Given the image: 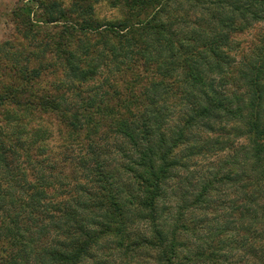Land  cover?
Here are the masks:
<instances>
[{
    "label": "trees",
    "instance_id": "trees-1",
    "mask_svg": "<svg viewBox=\"0 0 264 264\" xmlns=\"http://www.w3.org/2000/svg\"><path fill=\"white\" fill-rule=\"evenodd\" d=\"M77 1L0 44V264H264V0Z\"/></svg>",
    "mask_w": 264,
    "mask_h": 264
},
{
    "label": "rangeland",
    "instance_id": "rangeland-1",
    "mask_svg": "<svg viewBox=\"0 0 264 264\" xmlns=\"http://www.w3.org/2000/svg\"><path fill=\"white\" fill-rule=\"evenodd\" d=\"M42 1L47 4L55 3L60 9L62 10L70 9V11L72 10V8L75 7L79 8L82 5V2H79L77 0H42ZM25 7H27L28 9L33 8L30 14L33 23L34 24L37 23L38 26L44 27L42 26L41 22L36 21V20H43L45 18L44 11L42 10V8H38L34 6L33 3H30V0H0V44H2L7 40H12L16 36V26L12 25L13 24L12 22L17 21L16 19L18 15L22 17H26L24 12ZM13 12L16 13V15L13 14ZM69 13L74 14L72 12ZM93 15L94 18L103 22L112 21L119 18L118 11L111 8L106 3H99L93 5ZM67 16H69V14H67ZM11 20L13 21L11 22ZM59 25L61 24L59 23L56 26V28H58ZM262 38H264V25L261 24H256L251 26L250 28H246L242 31L241 34H235L231 46V55L229 54L230 57L233 58L234 62H238L243 59L242 57L249 56L254 50V48L258 46ZM51 78L52 76L51 77L49 76L46 77L45 79L50 80ZM26 120L28 121L27 124L28 128H58L59 127L55 120H51V119L46 120L45 118L42 117L31 118V116H27ZM235 142L237 143V141ZM72 170L73 168L71 166H67L66 169H63V172L67 174L68 177H70L69 174L71 173ZM78 178L81 183H85L84 186L86 187L89 186L91 188V184L86 183L87 181L85 179H82L81 177ZM74 184H80V183L76 179L71 180L69 183V185H74Z\"/></svg>",
    "mask_w": 264,
    "mask_h": 264
}]
</instances>
